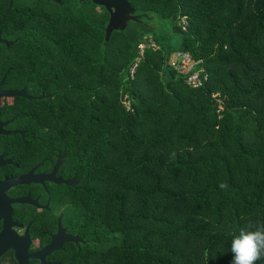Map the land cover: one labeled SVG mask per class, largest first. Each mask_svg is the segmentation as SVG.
Instances as JSON below:
<instances>
[{"label": "trees", "instance_id": "1", "mask_svg": "<svg viewBox=\"0 0 264 264\" xmlns=\"http://www.w3.org/2000/svg\"><path fill=\"white\" fill-rule=\"evenodd\" d=\"M128 1L177 45L143 21L105 42L91 1L21 13L22 87L44 95L27 101L30 134L84 177L72 204L89 242L64 264H231L230 234L264 223V0ZM175 51L202 87L168 65Z\"/></svg>", "mask_w": 264, "mask_h": 264}, {"label": "flooded vegetation", "instance_id": "2", "mask_svg": "<svg viewBox=\"0 0 264 264\" xmlns=\"http://www.w3.org/2000/svg\"><path fill=\"white\" fill-rule=\"evenodd\" d=\"M90 1L0 0V264H42L41 255H31L58 242L60 230L78 240L65 241L46 254L45 264H64L74 246L78 250L89 242L75 229L79 213L72 204L73 189L84 177H77L66 153L42 152L30 134L34 114L28 112L27 101L39 95L22 87L19 35L23 12H88ZM96 6L95 11L109 14ZM23 88L34 99L22 96ZM69 180L77 183L68 185Z\"/></svg>", "mask_w": 264, "mask_h": 264}, {"label": "water", "instance_id": "3", "mask_svg": "<svg viewBox=\"0 0 264 264\" xmlns=\"http://www.w3.org/2000/svg\"><path fill=\"white\" fill-rule=\"evenodd\" d=\"M95 5L102 6L109 11V19L107 25L105 26V36L104 41L107 42L110 34L113 30L123 31L129 21H138L136 15H134L135 10L130 7V4L127 0H91ZM22 96L28 99H34L28 96L25 93V88L22 89ZM43 94H40L37 99H42ZM77 181L69 180L66 181L68 185H75ZM58 242H54L47 247H45L40 253L31 255V257L42 256V264H45L44 256L53 250L59 249L61 244L65 241H74L77 242V236H66L64 232L60 230V234L57 237Z\"/></svg>", "mask_w": 264, "mask_h": 264}, {"label": "clouds", "instance_id": "4", "mask_svg": "<svg viewBox=\"0 0 264 264\" xmlns=\"http://www.w3.org/2000/svg\"><path fill=\"white\" fill-rule=\"evenodd\" d=\"M218 187L223 190L228 185L221 181ZM230 235L231 264H257V261L264 259V223L249 221L238 233Z\"/></svg>", "mask_w": 264, "mask_h": 264}, {"label": "built area", "instance_id": "5", "mask_svg": "<svg viewBox=\"0 0 264 264\" xmlns=\"http://www.w3.org/2000/svg\"><path fill=\"white\" fill-rule=\"evenodd\" d=\"M184 19L181 20L182 29H184ZM145 44L137 43L138 55L135 57V62L142 57L145 49ZM168 65L174 67L179 74L185 79V83L189 87H202L207 80V74L205 70L199 66V62L194 61L191 55L187 52H175V58L172 60L171 55L167 60ZM136 63H133L130 67V73L134 69ZM127 106V104H126ZM218 108H221L218 106Z\"/></svg>", "mask_w": 264, "mask_h": 264}, {"label": "rangeland", "instance_id": "6", "mask_svg": "<svg viewBox=\"0 0 264 264\" xmlns=\"http://www.w3.org/2000/svg\"><path fill=\"white\" fill-rule=\"evenodd\" d=\"M138 21H143V23L150 28L154 29L155 33H158V30L163 29L171 34V23L168 20H163L160 17L153 14H136ZM173 39V44L177 45L178 37L176 34L172 33L170 35ZM177 52V51H175ZM175 52L171 54V59L175 58Z\"/></svg>", "mask_w": 264, "mask_h": 264}]
</instances>
